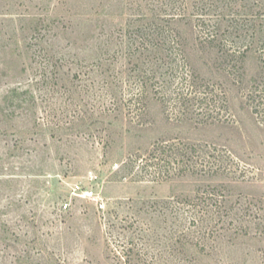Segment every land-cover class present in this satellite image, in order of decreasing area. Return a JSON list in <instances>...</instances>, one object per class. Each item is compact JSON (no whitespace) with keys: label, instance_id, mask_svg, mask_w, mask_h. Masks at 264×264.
Listing matches in <instances>:
<instances>
[{"label":"rangeland","instance_id":"obj_1","mask_svg":"<svg viewBox=\"0 0 264 264\" xmlns=\"http://www.w3.org/2000/svg\"><path fill=\"white\" fill-rule=\"evenodd\" d=\"M183 1L171 27L192 70L225 91L224 124L167 120L152 101L142 119L114 110L143 68L132 32L168 0H0V264H124L122 251L130 264H264V95L252 93L264 0ZM218 46L249 48L243 70ZM156 140L222 172L173 176L181 161L147 159Z\"/></svg>","mask_w":264,"mask_h":264},{"label":"trees","instance_id":"obj_2","mask_svg":"<svg viewBox=\"0 0 264 264\" xmlns=\"http://www.w3.org/2000/svg\"><path fill=\"white\" fill-rule=\"evenodd\" d=\"M202 2L203 0H199L198 6ZM196 5L194 6L197 7ZM170 6L169 13L161 14L158 22L144 25L140 30L132 32L146 44L141 53L143 68L137 73L138 80L133 87L128 85V88H123L121 84L118 86L119 95L115 94L117 100L112 101L114 110L123 106L122 108L132 118L142 119L147 114L149 102L152 101L158 104L161 113L167 120L175 122L192 121L201 126L224 124L227 121V118L224 117L227 112L225 91L221 86L209 83L192 70L188 63L184 39L176 29L171 27L174 22L185 19L184 8L186 6L184 1L178 0L172 4V1L168 0L167 4H162V9ZM195 22V27H199L200 30L207 28L205 20L201 16L196 17ZM216 37V33H209L206 38L202 37L201 40L199 37V39L202 43L216 47L214 46L216 45ZM217 48L220 57L224 56L223 59L225 57L232 58L235 55L241 70H243L249 48L243 52L230 53L219 48V46ZM131 51L128 55L132 56L133 59L135 53ZM138 67L139 65L134 66V68ZM261 73L263 75L260 76V79L263 80L264 66H262ZM125 92H127L126 96L124 95ZM252 93L264 95V87H260L259 84L255 85L252 88ZM221 112L224 114L221 115ZM180 145V143L173 141L156 140L148 152L147 159L158 163L181 161L183 166L178 169H171L172 175L177 177L185 174L214 176L222 172L221 166L218 165L220 159H216L212 155L214 162H208L204 158L205 156L196 154V147L187 146L183 148ZM210 156L207 155V158ZM199 162H205L206 165L199 166ZM205 195V200L211 196L208 192ZM206 213L208 212H201L202 215ZM130 253L131 251L120 253L119 258L120 260L123 259L124 264L131 263ZM124 257L126 258L124 259Z\"/></svg>","mask_w":264,"mask_h":264},{"label":"built area","instance_id":"obj_3","mask_svg":"<svg viewBox=\"0 0 264 264\" xmlns=\"http://www.w3.org/2000/svg\"><path fill=\"white\" fill-rule=\"evenodd\" d=\"M76 189H78V187H76ZM63 209L66 210L67 209V205H64Z\"/></svg>","mask_w":264,"mask_h":264}]
</instances>
